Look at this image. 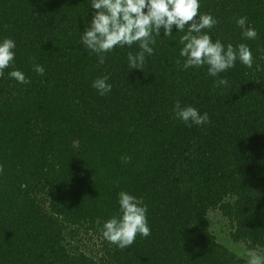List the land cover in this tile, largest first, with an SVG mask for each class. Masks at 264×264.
I'll return each mask as SVG.
<instances>
[{"label":"trees","instance_id":"1","mask_svg":"<svg viewBox=\"0 0 264 264\" xmlns=\"http://www.w3.org/2000/svg\"><path fill=\"white\" fill-rule=\"evenodd\" d=\"M90 3L0 0V42H16L0 77V264H245L209 213L227 220L233 242L264 247V0H200L219 21L205 30L213 40L253 53L251 68L237 60L220 74L229 87H216L207 65L183 68L175 28L161 31L142 70L128 67L138 44L98 64L81 42ZM240 16L256 39L242 36ZM14 69L31 83L10 78ZM104 75L112 90L101 96L92 82ZM176 100L210 122L188 126ZM121 191L142 198L151 228L127 249L100 231L120 215ZM87 240L94 256L69 248Z\"/></svg>","mask_w":264,"mask_h":264},{"label":"clouds","instance_id":"2","mask_svg":"<svg viewBox=\"0 0 264 264\" xmlns=\"http://www.w3.org/2000/svg\"><path fill=\"white\" fill-rule=\"evenodd\" d=\"M91 8L94 10L91 22L83 30L81 42L95 53L98 64H104L106 53L116 47H131L138 44L139 51L127 54L128 67L142 70L146 63V55L154 53L153 45L156 38L168 37L173 29L184 33L179 42L180 57L184 58L183 68L203 67L207 65L208 75L217 77L215 86L229 87L226 77H220L221 73L235 67L239 60L243 65L251 68L254 56L251 48L245 43L225 45L220 39L213 40L205 31L211 30L218 24V20L211 13H200V0H91ZM236 25L241 29L245 39L254 40L258 36L257 30L248 22L247 16L236 19ZM16 42L11 38H4L0 42V77L4 76L5 69L13 67L15 59ZM177 64L181 61L178 59ZM34 71L38 75H44L45 68L42 65H34ZM8 76L20 84H30V78L23 71L14 69ZM109 76L104 75L92 82V87L103 96L112 90V84L108 83ZM174 112L178 119L188 126L192 124L204 125L210 122L207 112L203 115L193 106H181L176 100ZM127 159V158H124ZM4 171V165L0 164V174ZM21 187H26L22 184ZM120 215H113L106 220L100 228L102 237L110 244L120 249H127L135 243L137 235L148 237L151 228L147 219V205L142 198L129 192L121 191L118 194ZM96 224L101 225L97 218ZM239 253L237 256L239 258ZM245 264H264V254L255 248L247 249Z\"/></svg>","mask_w":264,"mask_h":264},{"label":"rangeland","instance_id":"3","mask_svg":"<svg viewBox=\"0 0 264 264\" xmlns=\"http://www.w3.org/2000/svg\"><path fill=\"white\" fill-rule=\"evenodd\" d=\"M209 220L211 221V227L214 231V234L216 235L218 241L233 251L235 254L239 253L240 257L247 259L245 253L247 251V248L245 247L244 244L242 243H235L233 242L230 237H229V226L228 222L226 219L221 217L217 211H213L209 213ZM69 248L72 250L74 253H80L84 252L88 255H95V247L93 246L91 241H83L82 244H74L70 245ZM257 251L261 254H264V247L263 248H258ZM96 258V257H95Z\"/></svg>","mask_w":264,"mask_h":264}]
</instances>
